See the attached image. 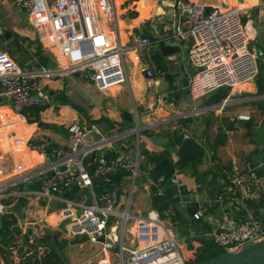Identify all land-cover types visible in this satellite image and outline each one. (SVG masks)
<instances>
[{
    "label": "built area",
    "instance_id": "2783aa9c",
    "mask_svg": "<svg viewBox=\"0 0 264 264\" xmlns=\"http://www.w3.org/2000/svg\"><path fill=\"white\" fill-rule=\"evenodd\" d=\"M114 1L12 0L38 31L39 42L54 48L57 62L62 66L59 71L23 68L6 51L0 50V101H7L11 111L23 118V113L30 109L51 107L50 96L39 83L42 78L76 73L101 92L124 85L125 52L132 49L140 53L151 41L135 38L130 48L106 45L103 26H116ZM174 6L178 21L172 38L188 45L187 57L195 68L189 85L193 99L220 89L237 91L254 81L258 74L257 56L248 45L255 38V29L248 13L236 7H205L188 0H176ZM144 73L149 81L166 77V72L160 69H147ZM224 105L225 102L221 104ZM93 131L99 134L79 117L67 127L69 139L65 147L53 146L46 139L26 142L29 151L43 156L42 167L10 182L2 179L4 173L0 169V220L9 214L7 208L18 197L27 200L22 208L23 223L14 215L16 223L12 228L17 227L20 233L4 248L10 252L9 256L0 258L19 264L35 253L39 259L46 249L45 237L51 232L58 235L59 241L77 237L99 244L102 251L113 254L107 264H184L181 248L157 211L151 209L144 217H136L130 211L141 171L138 146L134 161L122 156L106 157L116 142L131 134L93 137ZM92 155L95 156L91 160ZM86 159L93 163L90 171ZM263 166L232 158L222 192L208 202L211 216H205L206 209L199 202L198 211L190 216L206 224L204 236L223 253H237L264 238V174L260 173ZM121 171L126 179L123 187L113 180ZM172 177L169 182L178 185ZM94 178L101 179L111 189L96 195ZM159 182L150 181L149 185L157 197L164 196ZM26 183L38 187L18 189ZM75 188L78 191L75 198L64 196L66 190ZM225 204L245 215L232 220L226 213H214L215 208ZM248 204L255 208L250 209ZM255 212L257 217L253 216ZM168 214L171 211L165 213Z\"/></svg>",
    "mask_w": 264,
    "mask_h": 264
},
{
    "label": "crops",
    "instance_id": "0c3cea01",
    "mask_svg": "<svg viewBox=\"0 0 264 264\" xmlns=\"http://www.w3.org/2000/svg\"><path fill=\"white\" fill-rule=\"evenodd\" d=\"M9 1L14 6L12 0ZM175 1H114L116 26H103L106 45L116 46L119 44L130 48L134 46L135 38H148L151 41V44L140 53L132 49H128L125 52L123 59L127 81L124 85L101 92L92 83L81 78L76 73L61 74L50 79L42 78L39 83L49 94L51 107L39 114V122L32 124L27 122L28 112L23 113V118L17 117L9 108L7 101H0V111H4V113L0 114V124L14 120L21 122L20 127L9 129L7 132L0 125V144L6 143L4 149L0 148V169L3 170L2 179L5 182L14 181L26 173L43 166V156L27 149L26 142L28 140L46 139L54 146L65 147L69 139L67 127L79 117L88 126L99 132L97 134L93 131L91 133L93 137L119 135L124 131L133 129V125L123 117L124 113L129 114L133 120L139 117L144 124L163 123L156 127L154 131L165 137H171L170 131L173 129H178L179 133L184 136L192 138L193 135L196 138L192 139L202 148L203 146L199 142L202 135L206 137L208 133H214L215 135L211 139L212 142L218 135L226 136L225 144L211 151L208 163H201L206 152L203 149V154L196 164L195 171H192L190 167H186L190 169V174L188 173L189 177L184 178L185 183L181 185L178 182L179 172L183 169L181 170L177 167L173 175L177 180L180 193L189 195L191 201L199 202L201 206L204 203L208 207L209 200H212L217 194L222 192L224 176L229 169V161L232 158H237L241 162L247 160L254 164L261 163L259 147L262 143V134L264 133V111L259 109L258 105L264 104V100L257 99L258 96L262 95H257L256 77L253 82L242 86L250 87L249 90H244L241 87L237 91L222 89L228 90V94L221 103L211 101L217 91L204 98L193 99L190 95L189 85L195 68L187 57L188 45L172 38L174 26L178 21V12L174 6ZM188 1L205 7L221 9L236 7L248 13L255 29V38L249 43L248 47L253 49L257 56V66L259 64L264 65V0ZM5 3L6 0H0V6ZM16 10L18 9L16 8ZM26 24L33 29V32L6 31L11 35L9 39L6 40L4 38V40L7 42L18 39L20 45H22L21 43H26L24 39L35 41L39 45L42 55L48 58L49 63L46 67L39 65L37 57L33 56L35 50L32 49L26 55V57L31 56V59L25 60L23 68L39 69L42 67L52 71H59L62 65L57 62V53L53 50L54 48L50 49L39 42L38 31L30 25L27 16L25 26ZM1 34L2 29H0ZM13 35L17 37L12 38ZM162 44L169 47V52H171L169 55L166 56L162 53ZM176 46L180 49L179 53L174 50ZM6 52L10 56V53ZM11 58L15 61L17 57ZM19 61L15 62L20 65ZM147 69L163 70L166 72V77L149 81L144 73ZM182 93L189 99L182 98ZM224 102L225 105L221 106ZM5 110L10 115H7ZM247 117L248 120L246 121ZM237 119L252 123V127L238 125ZM211 121H214V123H211ZM40 122L55 125L54 129L65 132L67 139L52 131L54 129L39 128L37 124ZM193 129L197 131H193ZM2 135L4 136V142L3 138H1ZM245 137L248 138V142ZM121 141L116 142L113 145V151L109 153H113L115 156H122L124 159L131 161L132 159H130L128 152L133 148H128ZM244 141L245 144H242ZM149 144L151 145L145 139L144 151L150 153L162 151L154 145H151L153 146L152 149ZM255 150H258V152L255 153ZM171 158L173 160L176 159L172 156ZM146 159L143 166L148 164ZM145 178V174L140 171V185L132 197L130 209L131 213L136 217H144L152 209L150 205V197L152 195V190L149 187L150 181L146 182ZM118 184L121 187L126 184L124 176L120 178ZM176 206L181 209L180 206ZM219 208L221 209V214H215L223 215L226 213L232 220H237L245 215L243 211L236 210L227 204ZM184 216L188 220L191 219L190 216L187 217L185 214ZM207 221H210V219ZM204 225L206 226V224ZM207 229L208 227L206 226ZM79 239L80 241L76 242L78 250L89 249L92 253L96 251L89 258L86 259L84 257L85 259H82L79 264H107V261L113 258V254L102 251V247L99 244L91 243L85 238ZM66 248L67 246L60 251L58 250L63 264H67V262L61 252ZM12 262L10 259L0 258V264H13Z\"/></svg>",
    "mask_w": 264,
    "mask_h": 264
},
{
    "label": "trees",
    "instance_id": "16d2710c",
    "mask_svg": "<svg viewBox=\"0 0 264 264\" xmlns=\"http://www.w3.org/2000/svg\"><path fill=\"white\" fill-rule=\"evenodd\" d=\"M26 42V47H23L18 43V39H14L11 42L13 49L16 51L10 50L11 57H15L16 55H20L21 60L19 61L20 65L24 67V56L28 54V52L32 49L35 50V54L38 59L39 65L42 67H46L49 63L48 58L42 55L41 49L39 45L35 41H30L28 39H24ZM31 59L30 57H26L25 60ZM255 85L257 88V95H264V65H258V74L255 79ZM228 94V90H218L211 101L214 103H221L222 100L226 98ZM66 102V101H63ZM259 109L264 111V104L258 105ZM45 108H33L26 112L29 113L27 116V122L29 124L39 122V114L43 112ZM181 140V137L176 136L175 142L178 143ZM226 142L225 135H218L216 139L210 144L211 151H214L217 147L223 146ZM54 146V144H53ZM258 150H255L257 153ZM145 158H147L148 163H158L164 159L171 162L169 154L166 151H161L159 153L151 154L148 151H143ZM113 153H108L106 155L107 158L114 157ZM201 158L197 159L194 162L190 163H180L177 162L176 166L179 167L181 170L185 169L186 167L192 168V171H195L196 164ZM92 161L90 159L85 160V165L88 167L90 171L92 169ZM260 173L264 174V171H260ZM124 172H119L116 177H114V182L116 184L119 183V180L122 176H124ZM93 189L96 195L101 194L104 191L110 190L111 187L109 185H105L101 179L94 178L93 181ZM38 184H22L18 186V189H31L37 188ZM77 189L66 190L64 192V196L73 199L77 195ZM150 205L153 210L157 211L161 219L169 218L171 223L176 226V231L180 232L182 237L185 238L186 248L185 250L181 247V255L184 261V264H203L207 263L218 256L223 254V251L218 248L211 240L207 239L204 234L206 232V226L202 224L200 221H195L193 219H186L182 209L176 207V205L171 204L164 196L157 197L153 194L150 197ZM250 209L255 208L254 205L248 204ZM171 211V214L168 216L165 213ZM16 223V219L12 214H6L2 218V222L0 224V256L4 258V256H9V253L5 251V247L7 248L10 243L13 241L14 237L20 233V230L16 228H12V226ZM25 245L27 244V239L24 240ZM45 245L46 249L44 251L43 256L39 259L36 258V254L32 253L29 257H27L24 261L20 264H63V261L59 255L58 250H62L68 245L67 241H58V235L55 233L48 232L45 237ZM31 247L28 246V250ZM184 252L190 254V257H187ZM19 255L21 256V250H19ZM7 263V261H6Z\"/></svg>",
    "mask_w": 264,
    "mask_h": 264
},
{
    "label": "water",
    "instance_id": "95a60500",
    "mask_svg": "<svg viewBox=\"0 0 264 264\" xmlns=\"http://www.w3.org/2000/svg\"><path fill=\"white\" fill-rule=\"evenodd\" d=\"M10 33L5 32L4 38L7 40L10 37ZM172 49V48H171ZM176 52H180L178 46L174 47ZM161 51L164 55H169V47L161 45ZM258 100H264V95L258 96ZM123 117L133 125V129L123 132L122 134H133L137 138L140 136L146 139L149 143L155 147L160 148L162 151H166L169 154L170 161L164 159L158 163H148L146 166H141V171L145 174L146 182H157L160 180L159 184L163 190L164 197L173 205H178L183 210V213L187 216H191L196 213L199 209V203L196 201H191L189 195L181 194L178 185L169 182L171 176L174 175L177 168L176 163H190L199 159L203 154V148L196 143L191 137L184 136L179 133L178 129H173L170 131L171 137H165L154 131V129L163 123H150L144 124L141 119L133 120L129 114L123 115ZM238 125H243L244 127H252V123L243 122L240 119L236 120ZM37 126L43 129H54L55 125H50L47 123H38ZM176 136L181 137V140L176 143ZM156 152H151L155 154ZM260 161L264 165V133L262 134V143L259 147ZM95 155H92L90 159L92 160ZM172 157L176 159L173 160ZM24 197H18L16 202L8 207L6 212L15 215L20 223H23V211L22 208L26 203ZM214 213L221 214V209L217 207L214 209ZM254 217L258 216V213L253 214ZM2 220H0L1 224ZM113 251L118 252V247H114ZM203 264H264V238L254 243L252 245L245 246L237 253H223L217 258Z\"/></svg>",
    "mask_w": 264,
    "mask_h": 264
},
{
    "label": "rangeland",
    "instance_id": "374dc122",
    "mask_svg": "<svg viewBox=\"0 0 264 264\" xmlns=\"http://www.w3.org/2000/svg\"><path fill=\"white\" fill-rule=\"evenodd\" d=\"M25 23H26V14L22 11L16 10V8L11 4V2L9 0H6V3L2 6H0V29H2V34L0 35V50L4 49L5 51H10L13 49V47L11 45V42L13 40L6 42L4 40V32H6V31L9 32L12 30L13 31L19 30V31H26V32L28 31L30 33L33 32V29L30 26H28L27 24L25 26ZM14 37L16 38L17 36L13 35L12 38H14ZM21 44L23 45V47L26 45V43H21ZM15 49H13V51L17 50V49L15 50ZM16 57L17 58L15 59V61L18 62L21 59V57H20V55H16ZM23 58L25 61V56ZM241 88L244 90H249L250 87L245 86V87H241ZM181 97L189 99L184 93L181 94ZM2 113H4V111H0V114H2ZM5 113L7 115H10V113L7 112L6 110H5ZM20 123H21L20 121L14 120L12 122L3 123L0 125L2 126V128H4L3 130H5V132H7V130H9V129H15V127H17V126L20 127L21 126ZM211 123H214V121H211ZM26 129H29V128H26ZM194 130H196V129H193V131ZM52 131L59 133V135H62L65 139H67V134L65 132H63L59 129H54ZM214 135H215L214 133H212V134L208 133V135L206 137H204V135H202L201 139H199L200 144L203 146V149L206 151L204 153L205 155L203 156V159L201 162L202 164L208 163V158L211 157L212 152H211L209 145L212 143L211 139ZM1 138H3L2 140L4 142V136L3 135ZM192 138L195 139L196 137L192 135ZM245 138H247V137H245ZM247 142H248V138H247ZM121 143L126 145L128 148H130V147L133 148L130 152H128L130 159H132L131 161L135 160V150L138 146L140 166H143V164H145V156L143 154L144 147H145V139L142 136H140L138 141H137V138L135 137V135L133 136V134H131L130 136L122 139ZM207 143H209V144L207 145ZM242 144H245V141L242 142ZM151 145L149 144V146L152 147V149H153V146H151ZM4 147H6L5 142L2 143V145L0 144V148L4 149ZM189 170H190L189 168H185L179 172L180 176L178 177V182L181 185H182V183H185L184 178L189 177V174H190ZM139 181L140 180H137V187H139V185H140ZM188 183H189V181H188ZM82 194L89 197V194L87 191H83ZM82 194H79L78 197H81ZM202 207L206 209L205 216L206 217L211 216L212 210L208 209L206 204H204V203H203ZM163 222L165 223V225L167 226L169 231L172 233L177 246L179 248L182 247L185 250V248H186L185 238L180 236L181 233L179 231L178 232L176 231V226L171 223L170 219H164ZM79 241H80V239L79 238L77 239V237H75L73 239H69L67 242L68 243L71 242V243L68 244L67 248L61 252V254H62L63 258L66 260L67 264H79V263H81L82 259H85V258L87 259L91 255L95 254L96 251H94V253H92L89 251V249H84L83 251L78 250V248L76 247L77 246L76 242H79ZM69 246H71V247H69ZM184 253L187 257H190L189 253H187V252H184Z\"/></svg>",
    "mask_w": 264,
    "mask_h": 264
},
{
    "label": "bare ground",
    "instance_id": "6f19581e",
    "mask_svg": "<svg viewBox=\"0 0 264 264\" xmlns=\"http://www.w3.org/2000/svg\"><path fill=\"white\" fill-rule=\"evenodd\" d=\"M176 264H179V263H176Z\"/></svg>",
    "mask_w": 264,
    "mask_h": 264
}]
</instances>
